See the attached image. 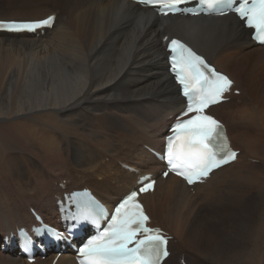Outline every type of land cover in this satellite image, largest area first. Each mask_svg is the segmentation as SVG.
Here are the masks:
<instances>
[{
	"label": "bare ground",
	"instance_id": "bare-ground-1",
	"mask_svg": "<svg viewBox=\"0 0 264 264\" xmlns=\"http://www.w3.org/2000/svg\"><path fill=\"white\" fill-rule=\"evenodd\" d=\"M1 1L24 4L0 20L57 19L39 36L0 32V237L36 223L30 208L58 223L63 191L89 187L114 207L137 172L165 168L149 148L164 149L171 116L185 106L162 43L169 35L241 88L210 108L241 152L193 189L170 174L143 195L153 226L173 236L164 264L178 249L193 264H264V46L251 30L233 13L160 17L131 0ZM33 1L39 13L17 17ZM55 256L29 263L0 251V264ZM56 264L76 262L64 254Z\"/></svg>",
	"mask_w": 264,
	"mask_h": 264
},
{
	"label": "snow or ice",
	"instance_id": "snow-or-ice-1",
	"mask_svg": "<svg viewBox=\"0 0 264 264\" xmlns=\"http://www.w3.org/2000/svg\"><path fill=\"white\" fill-rule=\"evenodd\" d=\"M156 6L161 14L184 11L188 0H144ZM207 8L218 10L220 15L233 11L249 29L253 39L264 43V0H198ZM54 16L40 21H11L4 25L12 30H31L40 26L51 27ZM167 40V37H165ZM171 71L187 98L186 109L177 117L167 140L165 158L170 168L183 176L189 184L207 178L213 169L236 158L224 134L223 125L205 114L212 104L219 103L230 91L233 81L211 68L180 40L168 44ZM187 117V118H185ZM167 175V173H165ZM154 181L145 183L141 192L153 188ZM137 192H131L115 209L110 223L97 236L89 239L80 249L81 264H161L168 255L167 237L161 230L146 226L149 217L137 202ZM92 204L85 209V218H92ZM93 222H98L94 219Z\"/></svg>",
	"mask_w": 264,
	"mask_h": 264
},
{
	"label": "rangeland",
	"instance_id": "rangeland-1",
	"mask_svg": "<svg viewBox=\"0 0 264 264\" xmlns=\"http://www.w3.org/2000/svg\"><path fill=\"white\" fill-rule=\"evenodd\" d=\"M3 3V4H2ZM24 3H22V2H16L15 4L14 3H11V2H8V1H1L0 2V14H3V16L4 15H6L7 16V14H9V13H12L14 10H15V7L16 6H21V5H23ZM37 4L38 3H35L34 1L33 2H31V4H27V9L25 8V11L23 12V13H25L24 15L23 14H19L17 17H23V16H27V15H29V13L30 14H36V13H39V11L37 10V9H35L36 8V6H37ZM10 5V6H9ZM47 5H49V4H47ZM14 7V8H13ZM29 7V8H28ZM7 8V9H6ZM11 8V9H10ZM31 8V9H30ZM13 9V10H12ZM33 9V10H32ZM57 9H59V7L58 8H55V11L57 10ZM10 10H11V12H10ZM27 10V11H26ZM31 11H32V13H31ZM59 11H60V9H59ZM2 12V13H1ZM4 12V13H3ZM219 55V54H218ZM246 82V81H245ZM239 90H241V88L239 87ZM248 92H249V97H250V91H249V89H248ZM241 95L240 94H238V95H236V97H240ZM231 100H233V99H231ZM230 100V101H231ZM250 100H251V97H250ZM252 100H251V105L253 106V104H252ZM248 107V106H247ZM250 117V116H249ZM249 117H247V118H249ZM264 135V134H263ZM74 141V140H73ZM34 156H36V155H34ZM37 157V156H36ZM107 161H109L108 159H107ZM261 161V160H260ZM69 167H75L74 165H71V166H69ZM9 175V174H8ZM164 186H166V185H164ZM187 248V247H186ZM175 258L173 259V261L170 263V264H180V258H181V256H183V257H185L186 258V260L190 263V258L188 257V249H187V251L186 250H176L175 251ZM190 260V261H189ZM203 260V261H202ZM201 264H206V261L204 260V259H201ZM192 263V262H191ZM190 263V264H191ZM193 264V263H192Z\"/></svg>",
	"mask_w": 264,
	"mask_h": 264
},
{
	"label": "flooded vegetation",
	"instance_id": "flooded-vegetation-1",
	"mask_svg": "<svg viewBox=\"0 0 264 264\" xmlns=\"http://www.w3.org/2000/svg\"><path fill=\"white\" fill-rule=\"evenodd\" d=\"M213 113V112H212ZM214 114V113H213ZM179 250V249H178Z\"/></svg>",
	"mask_w": 264,
	"mask_h": 264
},
{
	"label": "water",
	"instance_id": "water-1",
	"mask_svg": "<svg viewBox=\"0 0 264 264\" xmlns=\"http://www.w3.org/2000/svg\"><path fill=\"white\" fill-rule=\"evenodd\" d=\"M168 60V59H167Z\"/></svg>",
	"mask_w": 264,
	"mask_h": 264
}]
</instances>
